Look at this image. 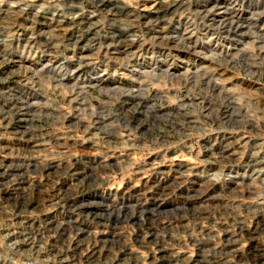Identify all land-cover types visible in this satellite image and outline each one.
<instances>
[{
    "label": "rangeland",
    "instance_id": "rangeland-1",
    "mask_svg": "<svg viewBox=\"0 0 264 264\" xmlns=\"http://www.w3.org/2000/svg\"><path fill=\"white\" fill-rule=\"evenodd\" d=\"M263 4L0 0V58L12 60L0 63V93L6 83L18 81L38 100L34 91L40 86L46 93L56 91L41 102L57 108L45 117L35 115L32 107L35 128L23 131L22 111L15 114L26 104L17 106L20 100L2 94L10 110L0 108V158H44V165L68 162L76 154L103 173L97 177L88 172L86 189L95 190L102 180L107 188L132 187L129 201H122L121 193L114 208L85 196L69 211L90 220L87 229L92 233L102 230L97 226L116 230L115 240L111 234L101 239L113 250L110 254L107 249L99 253L97 247L95 255L83 257L67 242L62 260L45 240L47 256L29 262L0 241V262L252 264L251 254L264 248V47L258 43L264 39ZM219 6L224 18L215 15ZM76 15L83 21L75 20ZM245 31L252 35L240 36ZM82 55L86 57L81 60ZM20 57L34 64L51 62L58 88L54 80L41 79L16 63ZM33 76L41 81L30 80ZM60 83L66 88L60 89ZM75 96L77 101L86 99L85 111L78 110ZM73 194L77 196H65ZM98 204L105 206L100 209ZM35 215L39 224L41 216ZM57 218L73 221L61 214ZM56 227L54 235L64 244L68 230ZM146 239L152 249L138 246ZM60 244L55 245L61 249ZM125 245L134 257L118 254L127 250ZM82 248L92 250L94 242Z\"/></svg>",
    "mask_w": 264,
    "mask_h": 264
},
{
    "label": "bare ground",
    "instance_id": "bare-ground-1",
    "mask_svg": "<svg viewBox=\"0 0 264 264\" xmlns=\"http://www.w3.org/2000/svg\"><path fill=\"white\" fill-rule=\"evenodd\" d=\"M185 3H184V5H185ZM162 4H164V3H162ZM215 11H216L215 15L217 17L224 18L226 16V12L220 6ZM172 12H173V10H172ZM167 13H168V11H167ZM208 14H206L205 16H207ZM260 15L262 18H264V12L261 13ZM91 17H93V16H91ZM74 19L83 21L81 16L77 17V15L74 17ZM155 21H156V19H155ZM241 35L244 37H250L252 35V33L249 31H245L242 34H240V36ZM93 38L94 37H92V39ZM261 40H259L258 43L260 45L262 44L261 47H264V39H261ZM74 43L77 45V44H80L82 42H80V40H79V41H76ZM84 57H86V56L82 55L80 59L82 60ZM20 59H21V57L17 58L15 60V62L20 64L22 67L26 66V67L32 69V71L37 73L38 77L41 79H49L50 78V79L54 80L53 85H54V87L58 88V80L54 79L55 78L54 71H56V70H53L52 69L53 67L50 66L51 62L44 61L43 63H40V64H38V63L34 64L33 62L30 63V61H28V60H25V62H24L22 59H21L22 62H20ZM70 60H71V58H70ZM10 61H12V60L7 59L6 57L0 58V63L3 62V64H5V62L11 63ZM21 66H18V67H21ZM128 68H129V66H128ZM204 69H206V68H204ZM27 70H29V69H27ZM22 71H25V70H22ZM52 72L54 74H51ZM201 72H202V70H201ZM60 79H62V78H60ZM30 80H38L39 81L40 79H38L36 76V77H34V79L31 78ZM29 82L30 81H28V83ZM69 82H70L69 77H67V80L65 83H69ZM6 84H7L6 88L5 89L3 88L4 89L3 92L0 93V96H1L0 102L2 103V99H1L2 94H5L6 96H8L9 99L13 98L14 100H20V102H17L20 105L16 104L17 106L21 107V105L26 104L27 108H23V107H25L24 105L21 108L18 107V109L19 108L20 109L15 114V115H17L20 110L22 111V113L19 115H22V117L25 121L23 123L24 126L22 127V128H25V129H23V131H27L26 128H28V130H29V128H35V126H34L35 120L33 118L32 112L30 110L32 107H34L33 112L35 115H44L46 117L48 115H54L57 113V108H55L53 106L47 107L46 106L47 102H41V99L46 100V98H48L50 95H54L56 93V91L51 90L49 92L50 89L49 90L47 89V93H46V90L44 88L40 90V86H37V87H35L37 89V91L36 90L34 91V98H36L38 100H33V99H31L32 96L30 93L32 91L29 88H25L21 82L18 83V81H15L12 83V85H8V83H6ZM29 84L32 85L34 83L30 82ZM137 84H140V82H138ZM61 87L66 88L65 84L63 86V84L60 83V89H61ZM140 87H142V86H140ZM23 89L25 90L24 92L21 91ZM16 90L18 92H15ZM19 92H20V95H18ZM14 93H15V96L14 97L11 96V95H14ZM32 94H33V92H32ZM20 96L22 98H20ZM23 97L30 103L27 104L28 102L26 100H24ZM74 100H75V102H77L76 104H77L78 110L85 111L87 109L86 108V106H87L86 99H79L77 101V98L75 96ZM25 102H27V103H25ZM3 106H6V108H7L6 110H8V111L10 110L9 105L3 103ZM1 110H2V112L3 111L6 112L4 109H1ZM3 116L4 115H2V118H3ZM1 125L3 126V124H1ZM20 136H21V134H20ZM0 140H2V139L0 138ZM85 146H86V144H85ZM0 149H2V148H0ZM0 155H1V153H0ZM70 155H71L70 156L71 159L68 162H62L60 160H56V161L46 162L44 165H40L43 162L44 158H0V164H1L0 165V195H1V199H2V201L0 202V216L5 215L4 223L2 225H0V240H6L8 242V244L11 246L13 251H16L17 254L26 258L29 262L31 261L32 257H34V256H36V257L37 256L38 257L47 256L46 252L44 251L45 250L44 244L46 243L45 240L52 243V247H53L52 252L54 253V257L59 256V259H62L63 257H65V255H64L65 253H64V251H61V250L66 248L67 242L69 243V246L70 245L75 246V248L72 250V251L77 252L75 254H80V255H83V257H84V256H89L90 254L91 255L94 254L93 251H95L97 249V247H99L98 249H100L99 253H102L103 251H105V249H107V246L103 245V243L105 241L101 242V239H104V238H102L103 235L111 234L110 236H112L114 240L117 236L116 230L111 229L110 227L106 228V227H102V226H97V227L102 229L100 232L98 231L97 233H92L91 230L87 229V227L90 228V226L88 224V221H90V220L86 221V220H84L83 217H81V214H80V216H78L77 214H74V213L69 212V211H70L71 206L80 205L81 204L79 202L80 199L84 200L86 198L85 196H88V198L91 200L94 199V200L103 201L104 203L108 204L109 208H114L115 206L120 205V200L117 197L120 196L121 193L124 196L121 198V200L122 201L126 200V202L129 201L128 198L131 197L130 195H131L132 187H129L128 189H125V188L124 189H116L114 186L107 188V185L104 186L103 183H101L103 181L102 180V181H100V184L97 183L98 187L95 188V190L94 189H89V190L86 189L84 187V184H85L84 176L87 177V175L85 173L86 172L92 173V171L100 172V173H102V172L98 170V166L94 167V166L90 165V167H89L88 166V158L87 159L86 158H79L78 156H76V154L75 155L70 154ZM92 160H93V162H95L96 159L92 158ZM46 165H49V168H48L49 170L46 169V171H41L43 173L36 172L35 168L37 166L44 167ZM90 168H91V170H89ZM73 172H74V174H73ZM32 174H36V175H32ZM67 186H70L69 191H66L64 189ZM26 191H29V193L25 194ZM71 192H75L77 196H74V194H73V196H70V195L68 197L65 196ZM144 192H145V194H147L146 187L144 188ZM59 199H61L63 202H60L61 200L59 201ZM45 201H47V202H45ZM90 204L92 205V203H90ZM96 206L100 207V209H101V208H104L105 205L103 206L101 204H98ZM123 206H126V204H124ZM97 212L100 214V211H97ZM33 213H37L39 216H41V220H40L39 224H37L38 222H35L33 220V218H31ZM57 214H61L63 217L64 216L69 217V219H73V221H71L70 223H67L66 221L59 222V221H57V217H56ZM104 216H105V214H104ZM64 222H66V223H64ZM99 223L101 225H105L103 222H99ZM56 226L61 227V228L65 227L68 230L69 236L67 234H65L66 240H64V244L63 243L60 244V241H58V240H61V238L59 237V239H57L56 235H54L55 233H57L59 231V230H57ZM83 226H86V228H83ZM106 226H108V224H106ZM91 227H93V226H91ZM107 229L110 230L109 233H106ZM256 231H254L253 232L254 234L251 236H253V237L257 236ZM94 234H98V236L95 237ZM87 238H89V240H86ZM86 242H94L95 248L90 250V248H91L90 245H89L90 246L89 249L82 248ZM147 242H148V240L146 239L144 245H138V246L141 248L148 246V248L152 249L150 243L148 244ZM55 244H60L61 249L59 248V245H55ZM99 244L101 246H99ZM125 246H126L127 250H125V252H121V250L119 249L120 252L118 251V254L121 255V254L125 253V255H128L129 257H134L133 251L131 250V248L127 245H125ZM256 246H257V244H256ZM27 247H29V249L31 250L29 254H28V250L26 249ZM67 249H70V248L67 247ZM107 250H108V253L110 254L109 251L111 249H107ZM160 250H161V248H160ZM100 251H102V252H100ZM111 251H113V250H111ZM171 251L174 253V250H171ZM67 252H66V254H68ZM160 252L162 253V251H160ZM102 254H100V255H102ZM89 259H91V258H89ZM250 259L252 260V264H261V263L264 264V248H261L259 251H257V252L255 251L253 254H251ZM64 260H65V258H64ZM163 261H164V259H163ZM0 264H6V263L1 261ZM32 264H38V263L33 262Z\"/></svg>",
    "mask_w": 264,
    "mask_h": 264
},
{
    "label": "built area",
    "instance_id": "built-area-1",
    "mask_svg": "<svg viewBox=\"0 0 264 264\" xmlns=\"http://www.w3.org/2000/svg\"><path fill=\"white\" fill-rule=\"evenodd\" d=\"M1 97V96H0ZM1 104H3V102L1 103L0 102V108H2V109H4L3 108V105H1ZM7 109V108H6ZM71 159V158H70ZM70 161V160H69ZM41 165V164H40ZM41 173H43V172H41ZM40 173V174H41ZM91 173V172H90ZM94 175H96L97 177H99V176H101V173L100 172H92ZM87 176H89L90 174H88V172H86L85 173ZM32 175H36V174H32ZM38 176V175H37ZM89 178V177H88ZM89 185V184H88ZM68 188L70 189V186H67V187H65L64 189L66 190V191H69L68 190ZM111 192V191H110ZM27 193H29V191H26L25 192V194H27ZM2 201V199H1V195H0V202ZM8 211V210H7ZM36 213H33L32 214V216H31V218H33V216H36L35 215ZM58 216V214L56 215V217ZM5 215L4 216H0V225H2L3 223H4V221H5ZM33 220L35 221V222H37V220L35 219V218H33ZM40 220H41V218H40ZM57 221H58V218H57ZM69 222H71V220L69 221ZM40 223V222H39ZM38 224V223H37ZM0 241H3V242H6V243H8L6 240H0ZM10 246V245H9ZM11 251L13 252V254H14V256H19L20 257V255L19 254H17V252L16 251H13L12 250V248H11ZM7 256H8V253H7Z\"/></svg>",
    "mask_w": 264,
    "mask_h": 264
}]
</instances>
